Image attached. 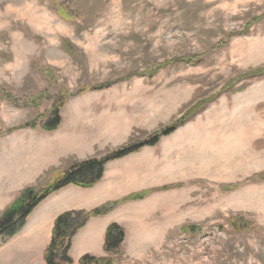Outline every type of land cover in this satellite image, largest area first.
Wrapping results in <instances>:
<instances>
[{
  "label": "rangeland",
  "instance_id": "rangeland-1",
  "mask_svg": "<svg viewBox=\"0 0 264 264\" xmlns=\"http://www.w3.org/2000/svg\"><path fill=\"white\" fill-rule=\"evenodd\" d=\"M55 2L73 11V22L59 18L50 0H0V134L14 129L0 135V179L27 161L35 147L18 141L43 138L40 122L60 96H67L61 125L89 145L78 142L80 157L28 187L43 189L77 162L143 142L230 82L233 90L245 86L217 96L151 147L163 156L130 161L138 167L146 156L147 175L136 188L153 198L118 212L112 224L125 231L117 264H264V77L239 82L264 66V0ZM190 56L201 61L148 76L158 64ZM38 97L40 106H28ZM22 229L0 237V264H45L35 237L19 236ZM86 241L76 240L92 247ZM77 247L69 250L74 264L85 255L109 256L103 248L82 255Z\"/></svg>",
  "mask_w": 264,
  "mask_h": 264
},
{
  "label": "trees",
  "instance_id": "trees-1",
  "mask_svg": "<svg viewBox=\"0 0 264 264\" xmlns=\"http://www.w3.org/2000/svg\"><path fill=\"white\" fill-rule=\"evenodd\" d=\"M54 4L53 12L64 21L73 22L75 14L69 8H65L62 4H56L55 0H50ZM248 29V28H247ZM201 61V56H190L173 61L163 62L152 68L149 77H152L161 68H167L173 64H190L197 65ZM47 76H51L50 72H46ZM134 75H128L125 78L118 80H130ZM264 77V66L257 70L244 73L240 76V81L254 80ZM112 83H105L94 88H86L80 90L75 95H81L88 91L103 90L109 88ZM231 83V82H230ZM227 84L222 92L217 96L227 92H238L244 90L245 86L233 90L232 84ZM217 96L212 97L207 102H197L189 106V108L170 125L156 131L150 136L146 137L143 142L138 144H130L119 148L100 159H88L82 162H77L62 173H56L49 185L43 189L35 187H28L21 191L17 199L8 206L0 214V237L12 238L25 225L29 215L50 195L60 191L68 186H75L82 189H88L98 184L103 176L104 167L107 163L118 159L125 158L131 154L137 153L143 147H153L157 145L164 137L173 134L179 127L193 120L196 116L201 114L205 106L214 102ZM67 96H60L52 105V110L49 116L40 122V127L43 131L52 132L57 130L61 125V117L59 111L64 106ZM44 101V98L38 97L32 100L28 106L36 108ZM32 127L33 125H29ZM14 129H9L2 136L10 134ZM263 179V176L261 177ZM150 192H143L141 194L129 196L116 202L107 203L92 211H72L59 215L53 225L52 236L50 243L43 252V261L45 264H74L75 262L69 257V250L71 248L72 239L75 235L88 223L89 220L106 216L118 206L134 200H141L145 198ZM184 233L195 231L194 227L182 228ZM125 231L117 224H111L107 227L104 237L103 251L108 254V257H94L85 255L78 260L77 264H117L119 262L118 254L121 252V246L124 242Z\"/></svg>",
  "mask_w": 264,
  "mask_h": 264
},
{
  "label": "crops",
  "instance_id": "crops-1",
  "mask_svg": "<svg viewBox=\"0 0 264 264\" xmlns=\"http://www.w3.org/2000/svg\"><path fill=\"white\" fill-rule=\"evenodd\" d=\"M43 135V138H34L31 141L22 139L18 141V144H30L35 148L33 151H29V154L22 149V154L24 151L26 153L27 161L13 168L14 173L10 177L0 179V212L13 202L19 191L34 185L50 169H57V165L64 163L70 156L80 157L78 142L83 143L84 146L89 145L88 140L85 142L83 136L80 137L65 130L64 123L59 129ZM13 146L11 145V147ZM160 148V146L145 147L126 158L108 163L101 181L91 188L82 189L68 186L50 195L29 215L19 236L35 237L34 241L40 245V250L44 251L51 240L54 221L59 215L72 211H91L124 196L145 192L144 187H136L144 183L145 175H147L145 174L147 169H143L144 163L147 161L145 160L146 156L142 157V165L140 164L138 167H131L130 161L137 160L144 154L161 157L163 151ZM135 188L137 190H134ZM152 195L151 193L141 200L129 201L106 216L91 219L73 239L72 255L76 246H78L77 250H82V255L91 252L89 249H94L98 254V251L103 248L107 227L112 223L119 222L116 214L124 211L126 207L147 202L153 198ZM82 236L83 240H88L86 243L92 244V247L86 248L80 245L81 242H76ZM77 256L80 255L77 254Z\"/></svg>",
  "mask_w": 264,
  "mask_h": 264
}]
</instances>
